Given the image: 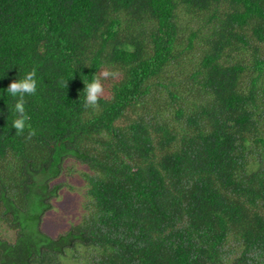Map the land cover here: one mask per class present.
Segmentation results:
<instances>
[{
	"label": "trees",
	"instance_id": "1",
	"mask_svg": "<svg viewBox=\"0 0 264 264\" xmlns=\"http://www.w3.org/2000/svg\"><path fill=\"white\" fill-rule=\"evenodd\" d=\"M33 69L28 140L6 89ZM0 220V264H264V0H0Z\"/></svg>",
	"mask_w": 264,
	"mask_h": 264
},
{
	"label": "rangeland",
	"instance_id": "2",
	"mask_svg": "<svg viewBox=\"0 0 264 264\" xmlns=\"http://www.w3.org/2000/svg\"><path fill=\"white\" fill-rule=\"evenodd\" d=\"M67 166L73 169V176L59 179H53L51 182L57 184H63L60 187L57 195L50 197L47 202L50 204V208L42 216L40 222V228L52 237H56L60 234L66 233L73 225L80 222L83 215V202H84V182L80 180L78 176L81 168L77 167L72 162ZM68 169H65L67 171ZM66 173V172H65ZM7 226L6 222L0 220V232L7 237L11 230H5ZM10 231V232H8Z\"/></svg>",
	"mask_w": 264,
	"mask_h": 264
},
{
	"label": "clouds",
	"instance_id": "3",
	"mask_svg": "<svg viewBox=\"0 0 264 264\" xmlns=\"http://www.w3.org/2000/svg\"><path fill=\"white\" fill-rule=\"evenodd\" d=\"M118 75V71H109L105 69L102 70L99 74L94 75L91 82H83L84 107L86 109H97L99 107V100L104 94V86L101 82L102 78H115ZM35 77L36 71L35 69H33L32 71L26 73L23 78L11 82L6 89L7 94H10L13 98H15L16 101L12 109L15 116L12 122V128L15 129V134L17 136L24 135L25 131L27 130L26 139L28 140L36 135V130L33 129L28 123V121L30 120V116L27 114L25 109V96L36 94L37 81ZM67 82L68 81L61 80L59 83L63 87L67 88Z\"/></svg>",
	"mask_w": 264,
	"mask_h": 264
}]
</instances>
